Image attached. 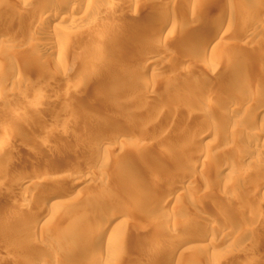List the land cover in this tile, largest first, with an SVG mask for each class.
Listing matches in <instances>:
<instances>
[{
	"label": "rangeland",
	"instance_id": "rangeland-1",
	"mask_svg": "<svg viewBox=\"0 0 264 264\" xmlns=\"http://www.w3.org/2000/svg\"><path fill=\"white\" fill-rule=\"evenodd\" d=\"M46 1L55 0H0V17H2L3 14L5 15L3 12L6 10H13L15 12L17 9L16 12L20 11V14L18 15L19 19L17 21H12L13 23L10 22L11 24L8 28H2L7 37V42L3 40V46L5 45L8 49L9 56L6 60L0 63V153L2 152V155L0 154V160L3 159V152L5 153L4 150H6L7 142L13 143L11 145V150L16 153L18 159L10 163L5 162L3 159V162L7 164L0 161V177L3 178H0V264H93L91 257H98L99 252L103 248L109 249V253L101 259L100 264H243V262L248 259H252L253 261L255 259L256 261H254V263L260 261V264H264V222L253 223L255 220L254 218L257 216L255 214L257 212L256 209L259 204H264V192L259 189L263 180L261 179V175L264 174V163L261 162L262 164L259 167L256 165L255 169L252 167L254 165L250 164V166L244 167L246 169H244V171L242 166L247 163L233 164V166H229L228 168L224 166L226 164L225 159L228 155H230V158H240L243 155L249 156L247 158L252 159L264 157V146L261 142H256V144H250L249 146L247 143L249 140L247 136H250L254 131L262 130L264 133V75L251 78L244 73L248 70L251 72L253 70H260L264 73V8L262 7L259 10H252V12H249L247 10V5L251 4L250 2L252 0H132V2L130 0H83L87 6L82 3L81 0H60L63 3H61L62 5L60 9L62 8V11H65L66 13L68 12L70 16L73 15L72 12H74L75 5H78V2L79 5H81V3L84 4L86 7L82 6L81 8L86 16H84L82 23H80V25L77 24L76 26L70 24L67 19L57 20L53 23L54 26L49 29L48 33L53 39L65 41L66 47L64 54L59 58H55V56L40 58V56L35 54L32 49V44L38 41L37 39L40 36L33 24H35L34 20H36L38 16L40 4ZM20 4L23 5V7H21ZM89 5L90 8L88 7ZM223 5L226 6V12L224 13L225 30H223V33H226L225 42L230 44L229 47L231 46L230 50L228 49L224 55V58H226V56L227 58L224 60H218L214 57H209L210 55L205 57V61L203 60L204 63L203 61L200 62L199 69L196 67L195 69L193 67L192 69L190 68L191 71L189 70L188 73L189 78L187 77L184 81H181L179 86L178 84L175 85L176 87L178 86L177 89L174 86H172V88H175L177 91L179 87H182L179 90L184 87V89L187 90L186 86L189 88L190 85H193L195 78H199L203 80V82L204 79L207 78H209L207 80L210 81H217V76L219 79L218 81H225V79H227L226 81L228 82V85L232 84V88L234 87V89L229 87V90H224L225 92H228L224 93L225 96L222 97L224 101L222 102V99H220V102H222L221 104H224L225 101L231 98L233 103L235 102L234 104H236L237 98L235 115L228 117L225 120L224 116L226 115V111L223 109V105L219 103L209 112L202 111L201 108H195V111H192L191 114L186 111L184 114L185 119H182L181 121L182 130H180V128L176 129L173 123L171 124L167 121L166 125H161L160 121L157 119L153 121V124L143 122L140 127L146 128L147 136H140L135 132L134 135H131V142L127 145L128 151H133L135 148H138L139 145L145 143L150 144L151 150H156L153 159L157 160V164L154 167H143L141 169H137L138 167H136V169L132 170V174L140 176L142 171L150 170L153 174L159 176L158 181L160 182V186L158 191L160 193L157 194H161V196L163 193L164 195L169 194L163 189H166L167 191L174 189V199L172 203H170L169 209L167 208L168 206L164 204H157L154 207L153 203L149 202L147 206L141 210H137V218L132 225L128 224L127 232L124 238L119 242L121 245L117 250L113 247V244H115L114 240H109L107 244L98 248L96 247L98 244L97 240H83L80 245L73 248L75 251L67 254L66 247H63L65 244L59 243L57 240L58 238H56L57 235L55 234L50 235L49 237V240L51 239L50 241L53 242L54 240V242H58L57 244H54L53 248L47 249L38 245L39 239H41L42 235H46V233H42V231L39 230L36 232L33 231L32 233V231L26 229V225L28 226V224L32 223L35 216H31V214L24 212L23 207H21V204H19L20 202H18V199L23 196L21 193L25 194L27 192L26 194L29 195L32 193V188L29 190L26 186H22L21 189L18 186H13V184L9 185V182L12 180L14 181L15 179L17 180V178L22 179L29 177L30 180L33 179L37 183V181H43L46 178L45 176L50 177L52 175L55 177L59 174L62 175L68 168L69 170L76 171L75 175L78 177L79 172L81 177V175L92 176V173L94 174L95 170L103 171L104 168L102 167L103 169H101L99 163L92 169H90V166L85 165L86 162L84 161L91 159V157L94 158L95 156L92 153L95 144L86 145L85 148L81 144L83 143L81 140L84 139L81 138V136L87 137L88 135V138H90V136L92 137L96 134V137H94L93 140L97 143L99 140L95 141V139L98 136L109 135L116 131L121 132L122 128L123 131H126L128 128L125 124L124 118L121 117L123 116L122 113L111 112V108L110 111H108L109 106L105 104L106 102L104 103V99L106 98L105 95L111 94L117 96L114 107L119 106L123 100H126L127 102L129 100V102L139 104L142 103V105L145 101H149L155 105H159L161 102L162 104H165L166 101L163 103L161 97H159L160 94H153L155 90L157 91V83L155 82L158 81L160 83H158L159 85L166 87L169 81L179 76V73H176L175 71L174 73L172 71L173 69L171 66L175 63L173 59L176 57L175 60H178L180 57H184V55L187 54L188 48L192 46L191 42L194 37H197L200 30L208 26L216 9ZM156 9H165V13L170 19L177 20V22H180L181 24L170 31L172 32V35L175 33V36H170L158 43H155L154 36L151 32L152 27L156 24V19L153 16V12ZM54 14L55 12H48L46 18L47 21L53 17ZM193 14L195 16H193ZM5 21L6 20H4V22ZM129 21L145 24L147 26L145 28H148L149 31L148 29H144L135 33V36L134 34L129 36L128 34L130 33H128V29H125L126 24L130 23ZM123 24V29L125 30L120 34L118 42L113 46H110L111 49L109 51L106 50L109 47V43H106V46L103 47L104 38L106 36L108 37V34H110L113 29L123 27ZM252 30L253 36H251L252 39H250L249 37ZM9 38H11V40H8ZM126 38L127 41L125 42ZM97 47L104 48L103 50L101 49L102 54H99L100 52L95 49ZM153 47L154 49H164V51H169L170 54H172V57L168 55V52L158 56V59H160L159 61L163 62V66L156 77L151 75V72L149 71L142 73L141 69H138V67H141L140 61L143 63L145 57H147L146 55L153 51ZM38 49H41V47L39 46ZM103 51L106 52L103 53ZM229 51L230 54L227 55ZM32 52L33 54L30 55ZM104 54L107 56L106 58L104 57ZM64 55L66 57H64ZM56 60L61 61L63 66L60 63L59 67V63L57 62L58 67H56L57 65L53 64L54 62L56 63ZM127 61L131 63L130 65H132L134 70L129 69L131 67H129V63H126ZM167 63H170V65ZM134 64H140V66L137 67ZM52 65L59 69V71L64 67L63 70L68 68L67 72L71 73L69 74V77H71L70 83H88L89 87L87 86L88 88L86 87L84 89L85 93L83 92L84 94H80L78 96L79 98H76L75 94L77 95V89L72 92L74 88L71 86L70 89L69 87L64 89L66 86L61 87L55 85L53 79L57 76L59 71L56 72L57 69L54 70L55 67ZM8 67L12 68L10 69ZM170 67L171 69L169 72ZM246 67L247 69H245ZM210 68H215V78H212L214 76L209 77L208 74H210ZM18 70L19 72H17ZM192 70H195V74H193L194 71ZM196 70L198 71L196 72ZM1 72L3 74L4 72L7 74L14 72L16 74L15 80H17V83L13 82L6 86ZM191 72L193 75H191ZM29 75L32 76H30L31 78L34 77L35 80H37L34 85V90L33 88L32 90L28 89L29 87L27 88L26 85L19 86L21 85L19 83L24 79L29 78ZM170 76H172V79ZM248 76L252 79L251 83L250 80H248ZM18 78L21 79L19 83ZM116 83L121 85V88L122 86L124 88H120L121 90L118 93H115L113 88L116 86ZM204 83H202L203 86L205 85ZM96 86L103 87L104 89L108 88L103 95L105 96L103 101V96L97 99L93 95L94 93H91V90L93 91V88ZM172 88L170 89L171 91L173 90ZM175 89L173 90L174 93L169 90V93L171 94L170 96L181 97L182 92L179 90L175 92ZM87 90L88 92L90 91L89 94ZM221 91H223V89ZM179 92L181 95L178 96ZM53 95L55 97H53ZM259 96L260 98H258ZM238 98H240V102H238ZM78 99L80 100L79 104L77 103L79 101ZM90 102L92 103V106L90 105L91 107L89 106ZM93 102H95V105ZM122 106L120 104L119 107ZM96 109L99 110L97 111ZM94 111L97 116L94 115ZM89 112L91 114H88ZM35 116L38 117L37 119L40 120L43 127L41 128V131L40 129L37 131L35 130L33 135L34 144L31 143L30 146L29 142L28 144L23 140L19 143V140L17 141L10 136L11 139L14 140L12 141L9 137L11 132L13 133L16 129L20 130V127L22 129L23 127L28 126V123L30 124L31 122L30 120L36 118ZM81 116H84V118H80ZM107 116H111L113 121L116 119V123L119 122L120 124H115L113 121H110L112 124H108L109 121L104 122L107 119ZM85 118L90 119L87 121ZM104 118L106 119L104 120ZM206 118L210 119V122H212H208L209 125L215 124L217 126L215 134L212 136H206L200 140L198 138L196 139L195 133L197 129L201 126L203 127L200 121ZM81 119H84L85 122ZM171 119L181 120L178 117H172ZM69 120L72 121L70 122ZM84 124L86 126H84ZM50 125L57 127L58 129H64V131L67 130L69 133L68 140L71 142L74 141L73 143L76 144V147L70 149L65 148V151L64 148L61 149L62 146L65 145L64 142L58 143L56 140L53 141L51 138L48 139L45 134V126L50 127ZM83 127H86L89 130L91 129L89 134H84L82 132ZM116 127L118 129H116ZM241 127L244 131L242 129V131L239 132L238 128L241 129ZM14 128L15 130H13ZM124 134L125 132L123 135ZM163 135L166 139L164 143L160 141ZM35 144L41 147L36 153L32 151ZM14 146L16 147L14 148ZM89 148L93 149L90 150ZM200 150L211 153L213 159L204 164L209 166V172L203 173L201 170L202 168L198 167L195 172L193 171L194 174L190 173L187 175V171L184 170L183 167L184 159H193L200 153ZM172 152L179 153L182 156L181 160H172ZM56 153L60 154L62 159L59 162H54L53 165V162H50V156L55 155ZM28 158L34 159V165L32 164V161L31 164L26 161ZM134 161L133 157L125 154L122 159V164H133ZM55 163L58 164L56 165ZM43 169H45V171H42ZM243 172L246 175L245 180L244 178L242 180V176L244 175ZM190 176H193L194 178ZM79 178L76 179V177L73 176L69 183H66V185L62 187L56 183L51 185V181H46L45 184H41V186L46 189L44 195H47V193L52 194L55 187L58 186L61 187V189L58 187L56 189L64 192L68 189V191H80L82 195L91 196L92 198L104 197L102 193H97V191L95 192L93 189V186L96 185L95 183L98 182L97 178L93 181L94 183L90 180L87 182V180L85 181ZM47 182L51 183L49 184ZM75 182L77 183L75 184ZM224 187H239L246 192L242 191L243 193H241L243 194L241 198L242 202L239 200L240 194L236 193L231 196V203L227 209L229 210L228 213L231 215L228 214L230 222L225 221L228 224L225 223L226 225H224L226 228H224L226 230L224 233L228 234L229 236H227L230 239L224 238L223 233H219L213 237L215 230L206 229L205 227L198 232V228H200L198 226H200V223L208 222L207 224H210L211 222H222V215L225 211L224 205L227 203V199L222 197L225 196L222 192ZM141 191V185H135L134 190L131 192V196L140 194ZM40 193L41 192L37 191L32 193L33 195H29L30 197L27 203H30L28 206L30 205L32 208H36L39 203H44L42 200L43 197H41L42 194ZM55 201L59 203L60 206L59 204H55ZM128 201L129 198L111 196V198L109 197L108 202L110 206L112 205L117 209V212L120 215L121 213L126 212L124 205ZM52 203L48 206L51 210H57L59 209L58 207L61 208L62 204L64 210L70 211L68 209L70 207V209H79V207L77 208L78 205H76L78 202L71 199L69 196L56 197L52 200ZM242 205L245 208L248 206L249 208L251 207L250 209H253V212L247 210L244 213L243 222L237 224V219L239 218L238 215H240L239 213L241 211L239 209L241 207L239 206ZM171 207L175 209H171ZM244 207L241 209H244ZM263 207L262 209H264ZM12 208L15 216L13 215L9 220L8 225L6 223L9 219V213L13 211ZM109 209L110 208L100 206L97 203H89L79 210L80 222L90 223L93 220L97 221L106 215V213L110 211ZM146 214H151L152 217L154 216L151 219L155 218L156 221H161L162 225L167 228H176L178 230L177 236L169 235L168 231H165L163 235L156 237V232L149 231L144 226L147 221ZM79 227L80 224H71L68 228L79 229ZM193 227H196V233L195 231L194 233L191 231V228ZM119 229L120 231H123L125 228L123 225H120ZM202 234H206V236L209 235L207 239L208 241L209 239L214 240V246L208 248L201 246L198 249L195 248L192 250L187 249L191 242V238H195L193 240L199 241L198 239L201 238ZM70 237H68V239L72 240L73 237ZM174 237L179 238L176 252H172L169 248L171 240ZM160 241L165 243L161 244L162 242ZM201 244H207V242H202ZM252 246L253 249L255 248V252L253 249L249 251ZM257 248L260 250L258 252L259 254L257 253ZM118 255H121V257H118ZM250 256L251 258H249Z\"/></svg>",
	"mask_w": 264,
	"mask_h": 264
},
{
	"label": "bare ground",
	"instance_id": "bare-ground-1",
	"mask_svg": "<svg viewBox=\"0 0 264 264\" xmlns=\"http://www.w3.org/2000/svg\"><path fill=\"white\" fill-rule=\"evenodd\" d=\"M81 1H82V3H84L83 0H81ZM86 1H88V0H86ZM130 1L132 2V0H130ZM61 3H62V1H60V0H58V1H56V0L55 1H46V2H43V3L40 4V9L38 8L39 9V13H38V16H37L36 20H34L35 24H33V25H35L36 31L39 33L38 35H40V36L37 39L38 41H36V42H34L32 44V49L34 50L35 54L40 56V58L41 57H46V56H55V58L56 57L59 58L60 56H62V54H64L65 47H66L65 41H58L56 39H53V37H51L50 34L48 33L49 29H51V27L54 26L53 23H55L57 20L67 19L70 22V24H72L73 26H76L77 24L80 25V23H82V21L84 20V16H86V15H84L85 13H84L83 9L81 8L82 6L86 7L87 6L86 3H84L86 5L85 6L81 2H80L81 5H79V2H78V5L77 4L75 5L74 12H72L73 15L71 14L72 16H70L68 12L66 13L65 11H62L61 10L62 8L60 9L61 5L63 4V3L62 4ZM250 3L251 4L247 5L248 6L247 10L249 12H252V10H259L262 7L264 8V0H252ZM90 5H91V3H90ZM90 5L88 6L89 8H90ZM21 7H23V5H21ZM16 10H15V12L13 10H6V11L3 12V13H5V15L3 14L4 16L2 15V17H0V63H2L4 60H6L7 57L9 56L8 49L5 47V45L3 46V42L4 41L7 42L6 41L7 37L5 35L4 29H2V28H8L9 25L11 24L10 22L17 21L19 19L18 15L20 14V11L16 12ZM162 10L156 9L153 12V16L156 19V24L152 27V31L151 32H152V35L154 36L155 43H158L159 41H162V40H164V39H166V38H168L170 36H173L175 33L172 35V32H170V31L173 30L176 26H178L180 24V22H177V20H174L172 18L170 19L167 16V14L165 13V9L163 11ZM93 11H95V10H93ZM48 12H55V14L53 15V17H51L47 21L46 18L48 16ZM225 12H226V6L223 5L222 7H218L216 9L215 13H214V16H213L212 20H210V23L208 22L209 23L208 26H206L204 29L200 30V32L198 33L197 37L196 36L194 37L193 41L191 42L192 46H190L188 48L187 54H185L184 57H180L178 60H175L176 57L173 56V57H175V59H173L175 61V63L172 62V63H174V65L171 66L172 69H173L172 71L173 72L175 71L176 73H179L178 74L179 76L176 77V78H173V79H172V76H170L172 80L169 81V83L167 82L168 81V78H167L166 82L168 84H167L166 87L163 86V85H159L160 83L158 81L155 82V83H157V91L155 90L156 92L155 91L154 92L152 91V92H153V94L154 93L160 94L159 97H161L163 103L166 101L165 104H162V102H161L160 103L161 105L160 104L159 105H157V104L155 105V104L150 103L149 101H145V102H143L144 104L142 105V103L139 104V103H135V102H129V100H128V102L126 100H123V102H121V103L119 101L121 106H122V103H123V106H124V107L122 106L123 108L119 107L120 104H119V106L114 107V104L116 102V97L117 96L111 95V94L110 95H105L106 98L104 99V103L106 102L105 104H107V106H109L108 107V109H109L108 111H110V108H111V112L122 113L123 116H121V115L120 116L122 118H124L125 124L128 127L127 130L123 131V128H122V130L120 129L121 132L116 131V132H114L112 134H109V135L98 136L95 139V141L99 140L97 143H95L94 140H93L94 137H96V134H94L92 137L90 136V138H88V135H87V137H84V136H81V134H80L81 138H84L83 140H81L83 142V143H81L82 146L85 147L86 145H89V144L90 145L91 144H93V145L95 144V146H93L94 150H92L93 148H91V149L89 148L90 150H92V153L95 156H94V158L91 157V159H89V160L87 159L86 161H84V162H86L85 165L90 166L91 168L90 167L89 168L92 169L93 167H95L96 164L99 163V166L101 165V169L104 168L103 171H101V170L96 171L95 170L94 174L92 173V176H83V175H81V177H80V174H79L80 172H79L78 173V175L80 177L79 178L77 175H75L76 171L69 170V168L68 169L66 168L67 171L64 172L62 175L59 174V175H56L55 177H53L52 175L50 177L49 176H45L46 178L43 181L42 180L40 182L37 181V183L33 179L30 180L29 177H28L29 179L28 178H22V179L21 178H17V180L15 178H13V179H15L14 181L11 179L12 181L9 182V185L13 184V186H18L20 188L22 186H26L27 189L29 188V190H30V188H32V190H33V191L31 190L32 193L39 191V192H41L40 194H42L41 197H43L42 200L44 201V203L41 201L42 203H39L36 208H32L30 205H29L30 206L29 207L28 204L30 202L27 203L28 199L30 197L29 195L32 194V193H30L28 195V194H26L27 192L25 193V192H23L21 190L25 194L21 193V195H23V196L18 199V202H20L19 204H21V207H23L24 212L31 214V216H35L36 217V218L34 217V219H33L34 221L32 223L28 224V226L26 225V229L29 230V231H32V233H33V231L36 232L38 230L42 231V233H46V235H44V236L42 235L41 239H39L38 245L43 246V247H45L47 249L53 248L54 244L56 242H54V240H53V242L50 241L51 239L49 240V237H50V235L55 234V235H57L56 238H58L57 240L59 241V243H64L66 245V246L64 245L63 247H66V250H67L66 253L67 254H69L70 252L75 251V250H73V248L77 247L78 245H80V243L83 240H95V241L97 240V243H98L97 246H96L97 248L101 247V246H104L105 244H107V242L109 240H111V241L114 240L115 244H113L114 245L113 247H114V249L117 250V249H119V246L121 245L119 242L124 238V236H125V234L127 232L128 224L132 225L135 222V220L137 218V215H138V211L137 210H141L142 208L147 206V204H149V202H152L154 207L157 204H164V205L168 206L167 208L169 209V205H170V203H172V201L174 199V197H173L174 189L168 190L169 192L166 189H163L169 194H167L165 192L167 195H164V193H163V195L161 196V194L160 195L157 194V193H160L158 191L159 186H160V182L158 181L159 180V176L153 174L150 170L149 171H142L140 173V176L132 174V170L136 169V167H138L137 169H141L143 167H154L157 164V160L153 159L154 155L156 154V150H154V149L151 150L150 144L145 143L143 145H139V147L135 148L133 151H128L127 150V145L131 142L130 141L131 135H134L135 132L137 134H139L140 136H147L146 128L140 127L141 123H143V122H147L148 124H153V121H155V119H157L158 121H160L161 125L162 124L166 125L167 124L166 121H167L168 123H171V124L173 123V125H175L176 129L180 128V130H182L183 128H181V126H182L181 121H182V119H185V115L184 114H185L186 111H188L191 114L192 111L193 112L195 111V108H201L202 111L209 112V111H211V109H214V107L217 106L219 103L221 104L224 101V99L222 97L225 96L224 93L228 92V91L225 92L224 90H226V89L229 90L230 88H232V84L228 85V82L226 81L227 79H225V81H218L219 80L218 76L216 77L217 81L214 79L217 83L215 81H212V80L211 81L207 80L209 78L204 79L205 83L203 82V80H201L199 78H195V81H194L193 85H190L189 88L186 86L187 90H185L184 87H183V89L179 90L180 88H182V87H179L178 90L180 92H182L181 93L182 95L179 92L178 96L181 95V97L170 96L171 94L169 93V90L172 88V86L176 87L175 85H177V84L179 86L181 81H184L189 76L188 73H189V70L191 71L192 67L194 69H195V67L199 69V65L201 64L200 62H202L203 60L205 61V59H204L205 57L210 55L209 57H214L215 59H218V60L219 59H223L224 60V59L227 58V56H226V58H224V55L226 54L228 49L230 50L231 46L229 47L230 44L228 42H225L226 33H223V30H225V27H224L225 26V18H224V13ZM193 16H195V15L193 14ZM4 20H6V21L4 22ZM122 26L123 27H120V28L117 27L118 29H113L110 32V34H108V37L106 36L104 38L103 47L106 46V43H109L108 44L109 47L106 50L109 51L111 49L110 46H113L114 44H116L118 42V38L120 37V34H122L125 29H128V33H130V34H128L129 36L133 35V34L135 36V33H138L139 31L144 30V29H146L145 27H147L145 24H140V23H136V22L135 23H133V22L127 23L125 29H123L124 28V24ZM56 29H57V27H56ZM253 30L251 31L252 33L250 34V37H249L250 39H252L251 36H253ZM148 31H149V29H148ZM127 38L125 39V42L127 41ZM8 40H11V38H9ZM230 43H231V41H230ZM39 46L41 47V49H38ZM101 47H102V45H101ZM35 48H37L38 50L35 49ZM158 48H160V47H158ZM95 49H97L100 52L99 54H102V50L104 48L97 47ZM35 50H36V52H35ZM105 52L103 51V53H105ZM167 52H168V55H170V56L172 55V54H170L169 51H166V50L164 51V49L163 50L154 49V47H153V51L150 52V54L146 55L147 57H145V60L143 58V60H144L143 63H142V61H140L141 62L140 63L141 64L140 68L138 67V66H140V64H138V65L134 64V65L137 66L138 69H141L142 73H145V72L149 71V72H151V75L156 77V76H158L159 72L161 71V67L163 66V62L159 61L160 59H158L159 58L158 56L161 55V54H166ZM32 54H33V52L30 53V55H32ZM229 54H230V51H229V53L227 55H229ZM65 55H64V57H66ZM104 57L106 58L107 56H105V54H104ZM166 61H168V60H166ZM204 61H203V63H204ZM212 61H213V59H212ZM57 62L59 63V67H60L61 61H59V60H56V63L54 62L53 64L57 65L58 64ZM99 62H101V61H99ZM126 63H129V62L127 61ZM130 64L131 63H129V65ZM61 65H62V63H61ZM168 65H170V63ZM53 67H55V66H53ZM56 67H58V65ZM56 67H55L54 70L57 69ZM129 67H131L129 69H133L132 65H130ZM165 67H166V65H165ZM171 67L169 68V72H170ZM8 68L11 69L12 67H8ZM167 68H168V66H167ZM63 69H61L60 71H59V69L56 70V72L59 71V73L53 79L55 85L61 86V87L66 86V87H64V89L67 88V87H69V89H70V86H71L72 88H74V90H72V92H74L75 89H77L78 90L77 91V95L75 94V96H76V98H79L78 96L80 94H84L85 93L84 89L88 86V83H82V84H80L81 82L78 83V84L77 83H70V78L71 77H69V74H71V73L67 72L68 68L66 70H63ZM245 69H247V67ZM61 71H63V72H61ZM192 71H194L193 74H195V70H192ZM197 71L198 70H196V72ZM263 71H264V69H263ZM17 72H19V70ZM215 72H216L215 68L214 69L210 68V74H208L209 72L206 73V74H208L209 77L210 76L211 77L214 76L212 78H215V75H214ZM250 72L251 71L248 70V71H245L244 73L249 75L251 78H254L255 76L256 77H260L261 75H264V73L262 71H260V70H257V71L253 70L251 73ZM193 74L191 72V75H193ZM1 75H3V80H4L6 86L17 81V80H15L16 74L14 72L8 73V74L6 72H4V74L2 73ZM30 76L31 75H29V78L24 79L25 82L22 79L23 80L22 82L24 84L22 82H20L21 79L18 78L19 79L18 83L20 82L19 84H21L19 86H25L26 85L27 88L29 87L28 89L32 90V88H33V90H34V85H35V82H37V80H35L34 77L31 78L32 76L31 77ZM250 77H249L248 80H250V83H251L252 79H250ZM176 79H180V80H176ZM48 80H49V78H48ZM50 80H52V79H50ZM88 82H89V80H88ZM202 83H204L205 85L203 86ZM115 85L116 86L113 87L115 93L120 92V90L123 88V86L121 88V85H119L117 83ZM177 87H176V89H177ZM19 88H18V90H19ZM110 88H112V87H110ZM176 89H175V92L178 91V90L176 91ZM222 89H223L224 92L221 91ZM232 89H234V87ZM106 90H108V88L104 89L103 87L101 88V87H97L96 86L95 88H93V91L91 90V93H94L93 95L95 96V98L99 99V98H101V96H103L106 93ZM87 92H88V90H87ZM18 93H20V92H18ZM89 93H90V91L88 92V94ZM173 93H174V91H173ZM151 95H152V93H151ZM261 95H263V94H261ZM105 96L102 97V101H103V98ZM163 96H164V99H163ZM53 97H55V96L53 95ZM139 97H140V95H139ZM141 97H142V95H141ZM226 98H225V100H226ZM258 98H260V96ZM118 99H120V98H118ZM220 99H222V102H220ZM239 100H240V98H238V102H240ZM72 101H73V99H72ZM102 101H101V103H102ZM137 101H138V99H137ZM79 102H80V100L77 103L79 104ZM95 102H93L94 105H95ZM234 103H233V101L230 98L229 100L225 101L224 104H221V105H223L222 106L223 109L226 111V115L224 116L225 120H226V118L235 115V110L237 108V106H236L237 98H236V104H234ZM90 105L92 106L91 102L89 103V106ZM73 109H74V107H73ZM96 110L98 111L99 109H96ZM97 111H96V113H97ZM78 112H80V111H78ZM201 113H205V112H201ZM78 114H80V113H78ZM88 114H91V113L89 112ZM190 114H189V116H190ZM94 115H96L95 111H94ZM94 115L92 114L93 117H94ZM111 115H112V113H111ZM87 116H89V115H87ZM98 116H100V115H98ZM103 117H104V115H103ZM103 117H101V118H103ZM112 117H113V115H112ZM112 117L111 116H107V119L104 118V120L106 119L104 122L109 121L108 122V124H109L110 121L111 122L113 121L114 117L113 118ZM172 117H174V118L178 117L181 120L179 121L177 119H171ZM37 118L38 117H36L35 119L33 118L32 120H30L31 122H30V124L28 123V126L23 127L22 129L20 127V130H17V129L15 130V128H14L13 130H15V131L13 133L10 131L11 135H9V137L11 136V137H13V139H15L17 141L19 140V143H20L21 140H23V141H25V143L29 142L30 144L29 143L28 144L30 146H31V143L34 144L33 143V137H34L33 135L35 133V130L37 131L38 129H40V131H41L42 130L41 128L43 127V124ZM80 118H84V116H81ZM90 118H88V119H90ZM88 119L85 118V120H87V121H88ZM81 120L83 122H85L84 119H81ZM91 120H93V119H91ZM101 121H102V119H101ZM113 122L115 124H120L119 122L116 123V119ZM200 122L203 125V127L202 126L200 127L199 124L197 123L200 128H198L196 133H195L196 139L198 138L200 140L201 138H205L206 136H212V135L215 134V130H216L217 126L215 124L209 125L208 122H210V119L206 118V119H204V120H202ZM207 123H208V126H207ZM210 123H212V122H210ZM104 124H106V123H104ZM110 124H112V123H110ZM121 125H123V124H121ZM84 126H86V125L84 124ZM45 127H46L45 134H46V137L48 139L51 138V139H53V141L54 140L58 141V143L59 142H64L65 143V145L62 144L63 146H62L61 149L64 148V150H65V148L66 149H68V148L70 149V148L76 147V144L73 143L74 141L71 142V141L68 140L69 133L67 132V130L64 131V129L63 130L62 129H58L57 127H54L52 125H50V127H47V126H45ZM194 127H195V125H194ZM91 128H92V126H91ZM114 129H113V131H114ZM116 129H118V128L116 127ZM242 129H243L242 127H241V129L238 128V131L241 132ZM90 130L88 128H86V127H83L82 132L84 134H89ZM122 131H123V133L125 132L124 135H123ZM243 131H244V129H243ZM11 137H10V139H11ZM73 137H74V135H73ZM164 137L165 136L163 135L161 137V139H160V141L163 142V143L166 140ZM247 137L249 139L248 142H247L248 146L250 144L254 145V144H256V142H261V144L264 146V133H263L262 130H256L252 134H250V136L248 135ZM12 141H14V140H12ZM6 144H7V146H6V150H4L5 153L3 152V159L5 160V162L10 163V162H13V161L17 160L18 157H16V153L13 150H11V147H12L11 145L13 143L7 142ZM36 144H37V142H36ZM36 144L34 145L35 147L32 148V151L34 153H36V151H39L41 149V147L37 146ZM16 146H14V148ZM17 148H19V147H17ZM43 148H42V150H43ZM23 151H24V149H23ZM57 152H59V151H57ZM199 152L200 153L196 157H194L193 159H187V158L184 159L183 167H184V170L187 171L186 172L187 175H189L190 173H193V171L195 172V170H197L198 167L202 168L201 170H202L203 173H208L209 172V166L208 165H204V164L206 162H208V161H211V159H213L212 156H211V153L210 152H205V151L203 152L202 150H200ZM53 153H54V151H53ZM92 153H90V154H92ZM57 154L58 153H56L55 155H51V156L49 155L51 157L50 162L52 161L53 165H54V162H57V161L59 162L62 159L61 155L60 154L57 155ZM125 154H128V156H131V157L134 158L135 161H134L133 164H128V163H125V165L122 164V159H123ZM181 157L182 156L179 153L172 152V154H171V159L172 160H181ZM247 157H249V156H244L243 155L242 157H240L241 159L237 158V157H234V158L231 157L230 158V155H228L227 158L225 159L226 160V164L224 166L228 168L229 166H233V164L247 163V164L242 166L243 171H244V169H245L244 167L250 166V164L254 165V166H252V165L251 166L254 167V169H255L256 165L259 167V166H261L262 163H264V157H257V159L256 158L252 159V158H247ZM88 158H90V157H88ZM3 159H1L0 161L3 162ZM142 159H143V161H142ZM33 160L34 159H32V158H28L26 161L30 162V164H31V161H32V164H33ZM24 161H25V159H24ZM7 163H4V164H7ZM87 163H89V164H87ZM75 164H73V165H75ZM41 166H43V165H41ZM58 170H59V168H58ZM42 171H45V169H43ZM56 172H57V169H56ZM59 172H60V170H59ZM243 173H242V175H243ZM43 174H44V172H43ZM193 174H191V175H193ZM244 175H245V173H244ZM244 175L242 176V180H243V178H244V180L246 178V175H245V177H244ZM73 176H75L76 179L79 178V179H83L85 181L87 180V182L89 180L93 182L97 178L98 182L95 183L96 185L93 186L94 187L93 189H94L95 192L97 191V193H102L104 195V197L103 198H101V197L100 198H98V197L97 198H92L91 196L82 195L80 193V191L74 192V191H68V189H67V191L64 192L62 190L61 191L57 190L56 188L58 186L55 187V189L52 192V194L51 193H47V195H44L45 194L44 191H46V189L41 186L42 183L45 184L46 181H51L52 183L51 182H47V183H49V184L51 183V185L53 183H56V184H59L62 187L64 185H66V183H69V181L71 180V178ZM190 177L194 178L193 176H190ZM247 177H248V175H247ZM1 179H3V178H1ZM261 179H263V180H262V184H261L259 189L264 192V174L261 175ZM77 182H75V184ZM0 184H1V181H0ZM135 185H138V186L141 185L142 191L140 192V194H136L134 196H131V192L134 190V186ZM61 187H58V188L61 189ZM242 191H244V190L240 189L239 187H234V188H230V187L225 188L224 187V190L222 192H223V194L225 196H222V197L227 199V203L224 205V210L225 211L223 212V215H222V217H223L222 218V222L221 223H216V222L212 223L211 222L210 224H207L208 222L207 223L206 222L200 223V226H198V227H200V228H198L199 231L198 230L197 231L200 232V229H203L205 227L206 229L208 228V229H211V230H215L213 237L215 235H218L219 233H223V237L224 238H228L229 235L224 233L226 231L225 230L226 228L224 227V225H226L225 223H227L225 221L230 222V220H229L230 218L228 217L230 215V213H228L229 210H227V209H228V207H229V205L231 203L232 194H236V193L240 194L239 195V200L241 201V198H242V195H243V194H241V193H243ZM28 192H30V191H28ZM161 192H163V191H161ZM60 196H64V197L69 196L71 199L76 200L78 202L76 205H78L77 208L79 207V209H76V208L70 209L71 208L70 207V208H68L70 211L64 210L63 204H62L61 208L58 207L59 209H57V210L49 209L48 206H49L50 203H52V200L54 198L60 197ZM111 196H116L118 198H129V201L126 202V204L124 205V209L126 210V212L121 213L123 215H121V214L119 215L118 212H117V209L115 207H113L112 205L111 206L109 205L108 201H109V197L111 198ZM37 200H38V198H37ZM89 203L90 204L91 203H97L100 206H103V207H106V208H110L109 209L110 211L107 212L106 215H104L103 217H101V219H98L97 221L93 220L90 223L80 222V217H79V215H80L79 212L80 211L79 210L83 206H85V205H87ZM55 204H59V203L56 202ZM24 205H27V206H24ZM59 206H60V204H59ZM68 206H70V205H68ZM263 206H264V204L261 203V204H259L257 209L255 208L256 211H257L255 214L257 216L254 218L255 219L253 221L254 224L259 223V222H264V209H262ZM239 207L242 208L244 206L242 205V206H239ZM241 208H239L241 211L239 210L240 211V213H239L240 215H238L239 218L237 219V224L238 223L240 224L241 222H243L242 220H244L243 219L244 218V213L247 210L253 212V209H250L251 207L249 208V206L247 208L244 207V209H241ZM171 209H175V208L171 207ZM12 210H13V208H12ZM176 212H178V211H176ZM17 214H18V212H17ZM13 215L15 216L14 210L9 213V216H8L9 219L7 220V223L5 222L6 224L9 225V220L13 217ZM145 216L147 217V221L145 222L144 226L149 231L151 230L152 232H156V237H158L160 235H163V233H165V231L166 232L168 231L169 235L177 236L178 230L176 228H174V227H172L171 229L169 227L167 228L166 226L162 225L161 221H159L158 219H157L158 221H156L155 218L151 219V218L154 217V216L152 217L151 214H146ZM71 224H78V225L80 224V227H79V229L68 228ZM120 225L124 226L125 229L123 231H120V229H119ZM75 228H76V226H75ZM195 228L194 227L191 228V231L193 233L195 231ZM195 233H196V231H195ZM70 236L73 237L72 240L68 239V237H70ZM208 236H206V234L205 235L202 234L201 238L198 239L199 241L193 240L195 238H191V242L188 245L187 249L192 250V249H195V248L198 249L201 246L207 247V248L210 247V246H214V244H213L214 240L209 239V241H208V239H207ZM178 239H179L178 237H174L171 240L169 248L171 249L172 252H176L177 251L176 247L179 244ZM228 239H230V238H228ZM160 242H162L161 244L165 243L163 241H160ZM202 242L203 243L207 242V244H201ZM249 248H251V247H249ZM252 249H253V246H252L251 249H249V251L252 250ZM253 250L255 252V248ZM259 251L260 250L258 249L257 253ZM108 253H109V249L103 248L99 252L98 257L97 256H92L91 257V261L93 262V264H100L101 263V259L103 257H105ZM118 257H121V255H118ZM255 257H258V256H255ZM249 258H251V256ZM258 260H259V258H258ZM254 261H256V260L254 259ZM254 261L252 259L251 260L248 259L247 261L243 262V264H260V261H257L256 263H254Z\"/></svg>",
	"mask_w": 264,
	"mask_h": 264
}]
</instances>
